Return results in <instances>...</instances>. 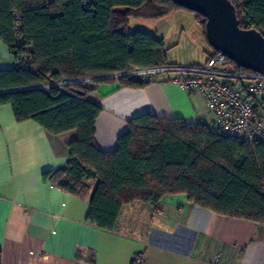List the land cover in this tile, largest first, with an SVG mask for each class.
<instances>
[{"label":"trees","instance_id":"obj_1","mask_svg":"<svg viewBox=\"0 0 264 264\" xmlns=\"http://www.w3.org/2000/svg\"><path fill=\"white\" fill-rule=\"evenodd\" d=\"M230 1L240 27L264 36V0ZM179 9L184 8L172 0H94L88 7L83 0H0V41L16 63L30 66L0 70V107L10 105L17 122L34 121L53 136L76 132L67 166L43 178L78 196L89 191L84 180L97 181L87 221L99 229L115 231L126 205L158 204L178 195L214 213L264 226V143L249 144L204 125L146 114L134 119L116 151L106 154L95 141L102 110L88 97L93 86L109 80L38 88L172 65L164 38L131 32L129 22L161 19ZM14 12L21 23L19 40ZM197 20L206 39V20L200 15ZM211 50L209 58L217 54ZM117 80L132 89L151 82ZM256 108L264 113V101Z\"/></svg>","mask_w":264,"mask_h":264},{"label":"crops","instance_id":"obj_2","mask_svg":"<svg viewBox=\"0 0 264 264\" xmlns=\"http://www.w3.org/2000/svg\"><path fill=\"white\" fill-rule=\"evenodd\" d=\"M197 36L207 53L204 35ZM167 61L181 65L168 54ZM13 63L0 41V70H11ZM105 80L88 97L102 110L95 141L103 153L116 151L130 123L146 114L214 128L203 95L181 89L172 76H158L142 89ZM76 137V132L53 136L34 121L19 123L10 105L0 107L2 264H133L139 254L147 264H264V226L195 206L186 195L124 206L113 232L89 224L97 181L84 180L89 191L78 196L43 178L67 166L68 145Z\"/></svg>","mask_w":264,"mask_h":264},{"label":"built area","instance_id":"obj_3","mask_svg":"<svg viewBox=\"0 0 264 264\" xmlns=\"http://www.w3.org/2000/svg\"><path fill=\"white\" fill-rule=\"evenodd\" d=\"M94 0H83L88 7ZM17 21L15 37L19 40L21 27L19 15L14 12ZM30 68L27 62L16 63L12 68ZM172 76V83L188 93L203 95L209 112L214 117V129L223 136L239 138L249 143H264V113L256 108L264 101V74L239 72L228 64V59L220 54L208 58L205 65H165L150 69H138L112 75L115 79L125 77H143L152 81L153 77ZM92 79L61 80L38 88H63L79 83H92ZM133 264H147L145 256L139 254Z\"/></svg>","mask_w":264,"mask_h":264},{"label":"water","instance_id":"obj_4","mask_svg":"<svg viewBox=\"0 0 264 264\" xmlns=\"http://www.w3.org/2000/svg\"><path fill=\"white\" fill-rule=\"evenodd\" d=\"M206 20V39L215 52L239 68L264 74V36L255 29L240 27L236 8L230 0H172ZM125 77V76H123ZM114 78L103 76L93 82Z\"/></svg>","mask_w":264,"mask_h":264},{"label":"rangeland","instance_id":"obj_5","mask_svg":"<svg viewBox=\"0 0 264 264\" xmlns=\"http://www.w3.org/2000/svg\"><path fill=\"white\" fill-rule=\"evenodd\" d=\"M129 30L131 32L141 30L152 35H162L171 47L167 53L169 61L181 65L189 63L205 65L211 52L209 45H206L209 50L207 53L201 48V41L197 35L203 34V32L197 15L186 9L176 10L161 19L132 18L129 22ZM139 79L145 80L143 77H139ZM89 87L92 86L89 85Z\"/></svg>","mask_w":264,"mask_h":264}]
</instances>
